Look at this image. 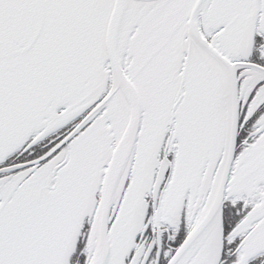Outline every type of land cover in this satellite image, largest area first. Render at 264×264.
<instances>
[{
    "label": "snow or ice",
    "instance_id": "snow-or-ice-1",
    "mask_svg": "<svg viewBox=\"0 0 264 264\" xmlns=\"http://www.w3.org/2000/svg\"><path fill=\"white\" fill-rule=\"evenodd\" d=\"M0 264H264V0H0Z\"/></svg>",
    "mask_w": 264,
    "mask_h": 264
}]
</instances>
